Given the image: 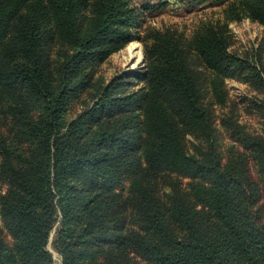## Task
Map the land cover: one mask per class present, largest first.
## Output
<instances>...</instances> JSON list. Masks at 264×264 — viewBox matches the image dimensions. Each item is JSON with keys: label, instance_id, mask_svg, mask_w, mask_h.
I'll return each mask as SVG.
<instances>
[{"label": "trees", "instance_id": "16d2710c", "mask_svg": "<svg viewBox=\"0 0 264 264\" xmlns=\"http://www.w3.org/2000/svg\"><path fill=\"white\" fill-rule=\"evenodd\" d=\"M87 7L0 0V264H55L49 246L63 264H264V135L236 132L255 151V179L244 154L225 162L190 64L196 54L224 75L243 67L227 35L206 26L186 42L146 29L152 61L131 73L143 87H98L72 116L73 98L93 87L89 66L141 39L130 0H91L84 29ZM227 16L264 25V0H236ZM56 44L67 48L59 59ZM194 133L209 139L200 156L185 147Z\"/></svg>", "mask_w": 264, "mask_h": 264}, {"label": "rangeland", "instance_id": "374dc122", "mask_svg": "<svg viewBox=\"0 0 264 264\" xmlns=\"http://www.w3.org/2000/svg\"><path fill=\"white\" fill-rule=\"evenodd\" d=\"M235 1L130 0L139 11L141 39L126 44L106 61L89 66V72L93 76V87L81 94L80 98L77 96L73 98L72 116L88 110L86 108L95 97V89L98 87L116 83L118 79L129 83L127 92L143 87V82L134 84L136 82L131 73L146 69L152 61L150 49L146 46L149 43L143 42L146 29L170 28L188 42L198 30L206 26H217L227 35L229 51L243 61V67L236 66L233 68V74L224 75L209 68L196 54L191 56L190 64L201 87L204 107L210 113L211 124L215 130L216 148L221 152L225 162L236 153L244 154L251 169L250 177L255 179L256 174L253 169L256 164L255 151L253 148L246 149L236 132L238 129H244L252 136L264 135V86L259 87L254 78V68L258 71H263L264 68V25L247 16L241 21L230 20L227 11ZM90 4L91 0H88V7L79 16L84 29L88 28L92 20ZM138 49L142 52L140 65L137 64L134 56ZM65 50L66 47L56 44L50 53L54 59H59L60 54ZM215 83L218 90L225 93L226 100L222 103L213 90L212 85ZM93 104L94 102L91 106ZM4 107H6L5 103L0 104V109ZM12 130L13 121L5 116L2 127L4 135L9 136ZM209 144V139L202 134L194 133L186 136L185 147L192 155L200 156L209 148ZM187 182L188 179L183 180V184ZM128 187L129 182L126 181L118 187V191L126 194ZM0 230H4L1 215ZM49 250L53 254L55 264H63L61 255L51 246Z\"/></svg>", "mask_w": 264, "mask_h": 264}, {"label": "bare ground", "instance_id": "6f19581e", "mask_svg": "<svg viewBox=\"0 0 264 264\" xmlns=\"http://www.w3.org/2000/svg\"><path fill=\"white\" fill-rule=\"evenodd\" d=\"M134 56L137 60V64L140 65L142 63V52L140 51V49L136 50Z\"/></svg>", "mask_w": 264, "mask_h": 264}]
</instances>
